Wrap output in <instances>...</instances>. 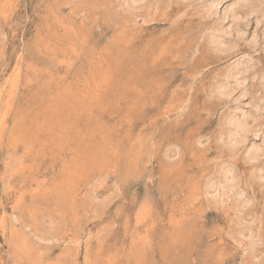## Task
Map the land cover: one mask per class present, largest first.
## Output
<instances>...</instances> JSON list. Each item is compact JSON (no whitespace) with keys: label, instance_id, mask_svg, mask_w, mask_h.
I'll use <instances>...</instances> for the list:
<instances>
[{"label":"rangeland","instance_id":"rangeland-1","mask_svg":"<svg viewBox=\"0 0 264 264\" xmlns=\"http://www.w3.org/2000/svg\"><path fill=\"white\" fill-rule=\"evenodd\" d=\"M200 1L0 0V264H264V0Z\"/></svg>","mask_w":264,"mask_h":264},{"label":"bare ground","instance_id":"bare-ground-1","mask_svg":"<svg viewBox=\"0 0 264 264\" xmlns=\"http://www.w3.org/2000/svg\"><path fill=\"white\" fill-rule=\"evenodd\" d=\"M134 2L136 1V0H133ZM197 1V0H196ZM202 1V0H201ZM201 1H200V3H201ZM204 1V0H203ZM222 1H224V0H212V2L210 1V0H208L207 2H208V6L204 3V2H202V4L204 3L205 5H206V9H207V11H209L211 14H218V11L217 10H219L218 8V6L221 4V2ZM243 1V0H242ZM195 2V1H194ZM206 2V1H205ZM137 3V2H136ZM139 3H141V2H139ZM203 4V5H204ZM204 5V6H205ZM203 6V7H204ZM230 6V5H229ZM228 6V7H229ZM234 6V5H233ZM236 6V5H235ZM234 9V8H233ZM230 10H231V7H230ZM206 11V12H207ZM216 14V15H217ZM233 14H234V11H233ZM232 14H231V12H230V14H228V13H225L224 15H223V17L225 16V19H227V18H230V16H231ZM232 18H233V24L231 25V26H229V27H226V26H223V24H222V26H220V27H216L215 28V30H213V33L211 34V42L213 43V45H214V47L219 51V52H230V51H233L234 49H235V47H236V43H238V42H233L232 40H233V38H232V40L230 39V37H232L233 36V34L234 35H236L238 38L241 36V35H244L245 34V30L243 29V27H242V25L240 24V16H237L236 15V13H235V15H232ZM238 21H239V23H238ZM245 24V23H244ZM243 24V25H244ZM264 28V27H263ZM235 31V32H234ZM234 32V33H233ZM243 37V36H242ZM241 38V37H240ZM239 38V39H240ZM258 36L256 35V34H254L253 36H252V43L254 44V45H256L257 44V42L259 41L258 39ZM238 39V40H239ZM261 39V38H260ZM237 40V41H238ZM235 41V40H234ZM259 43V42H258ZM238 46V45H237ZM246 55V54H245ZM245 59V58H244ZM246 59H248V60H251V58L248 56V57H246ZM241 60V59H240ZM241 61H243V60H241ZM245 62V61H244ZM242 63V62H241ZM248 63V62H247ZM248 64H245V63H242L238 68H236V72H240V71H242V70H246V69H248ZM235 68V67H234ZM231 71V70H230ZM229 71V73L227 74V78H226V80L228 79V78H232V72L234 71L235 72V70L233 69L231 72ZM233 72V73H234ZM235 72V73H236ZM244 72V71H243ZM246 73V72H245ZM238 75V74H237ZM235 76V75H234ZM244 77V76H243ZM242 78V77H241ZM231 80V79H230ZM245 80V79H244ZM234 81V80H233ZM239 81H241V80H239ZM238 81V82H239ZM236 82H237V80H236ZM238 82H237V84H238ZM224 83V82H223ZM230 83H232V80H231V82ZM225 84H227L226 83V81H225ZM229 84V83H228ZM239 85H240V82H239ZM222 86H223V84H222ZM225 87L223 88H221L222 89V91L220 92L222 95L224 94H226V96H231V94H233L235 91H236V87L235 86H232V85H224ZM218 91H219V89H218ZM245 95V94H244ZM243 96V93H242V95L240 96V98ZM189 97V96H188ZM240 109V107H238L237 108V110H239ZM242 115L244 116V113L242 112ZM241 116V115H240ZM229 120H228V125H229V130L227 131L228 132V137H227V139H232V142H238V143H243V142H245L247 139H248V137H249V134L251 133V134H254V135H256L251 129V127H249L250 125H248V122H247V119H245V118H243V119H240V117H238V114H233V115H231L229 118H228ZM255 129V128H254ZM256 137V136H255ZM235 142L233 143V145L235 144ZM263 142H264V140H263ZM229 143V142H228ZM230 143H231V141H230ZM232 144V143H231ZM256 144V143H255ZM240 145V144H239ZM262 147L263 146H260V145H253L252 147H250V149H249V153H248V155L247 156H249V158L250 159H259L258 157H262L261 155H262V151H263V149H262ZM263 154H264V152H263ZM262 172H263V175L262 174H260L261 176L260 177H264V169H262L261 170ZM220 178H219V182H218V185H220L222 188H223V190L225 191L224 192V194L226 193V190L227 189H229V190H231V191H233V190H235L236 191V187H237V184H238V178H237V176H236V174L233 172V169H231V168H227L226 169V171H224V173H222V176H219ZM218 181V180H217ZM210 185V184H209ZM216 185V184H215ZM215 185H214V183L210 186L211 188H214L215 187ZM217 185V186H218ZM239 186V185H238ZM238 188V187H237ZM234 191V192H235ZM237 191H239V190H237ZM243 192V191H242ZM236 193H238V192H236ZM240 195V194H239ZM250 202V201H249Z\"/></svg>","mask_w":264,"mask_h":264}]
</instances>
